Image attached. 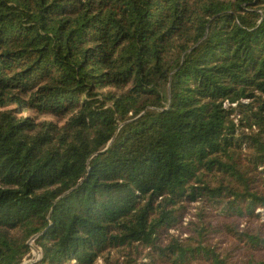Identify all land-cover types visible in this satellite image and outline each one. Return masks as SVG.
<instances>
[{
    "label": "trees",
    "instance_id": "1",
    "mask_svg": "<svg viewBox=\"0 0 264 264\" xmlns=\"http://www.w3.org/2000/svg\"><path fill=\"white\" fill-rule=\"evenodd\" d=\"M32 238L264 264V0H0V264Z\"/></svg>",
    "mask_w": 264,
    "mask_h": 264
},
{
    "label": "built area",
    "instance_id": "2",
    "mask_svg": "<svg viewBox=\"0 0 264 264\" xmlns=\"http://www.w3.org/2000/svg\"><path fill=\"white\" fill-rule=\"evenodd\" d=\"M236 105V103H230L228 100H226L225 105ZM41 252L38 248H36L35 246H32V252L26 257L24 258L22 264H31L32 262L38 260L41 257Z\"/></svg>",
    "mask_w": 264,
    "mask_h": 264
},
{
    "label": "water",
    "instance_id": "3",
    "mask_svg": "<svg viewBox=\"0 0 264 264\" xmlns=\"http://www.w3.org/2000/svg\"><path fill=\"white\" fill-rule=\"evenodd\" d=\"M34 241V238L31 239L30 243H31V246H34L32 243Z\"/></svg>",
    "mask_w": 264,
    "mask_h": 264
},
{
    "label": "rangeland",
    "instance_id": "4",
    "mask_svg": "<svg viewBox=\"0 0 264 264\" xmlns=\"http://www.w3.org/2000/svg\"><path fill=\"white\" fill-rule=\"evenodd\" d=\"M191 210H194L193 208Z\"/></svg>",
    "mask_w": 264,
    "mask_h": 264
}]
</instances>
